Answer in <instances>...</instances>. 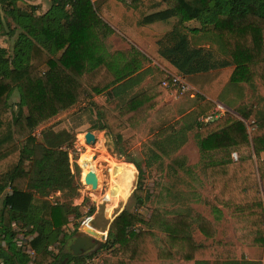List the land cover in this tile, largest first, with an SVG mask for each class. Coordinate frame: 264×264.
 I'll return each instance as SVG.
<instances>
[{"label":"trees","instance_id":"trees-1","mask_svg":"<svg viewBox=\"0 0 264 264\" xmlns=\"http://www.w3.org/2000/svg\"><path fill=\"white\" fill-rule=\"evenodd\" d=\"M36 1L0 0V39L8 44L0 46V190L10 191L0 209V264H83L82 257L65 251L76 230L71 234L62 230L69 217L72 221L83 217L79 206H72L79 189L77 174L69 164L73 138L66 131L52 130L37 138L35 130L95 96L117 100L109 108L92 102L91 107L98 108V129L106 131V147L113 148L109 138L114 139L115 155L123 156L138 173L130 196L134 210L125 208L114 218L102 245L103 251L119 259L115 264H169L174 255L185 262L213 256L210 247L191 238L192 225L204 236H214V224L199 214L175 212L167 217L154 209L149 219H144L138 212L151 199L144 187L146 175L152 171L175 175L183 167L179 160L165 163L163 158L176 152L186 130L195 131L200 140L204 176L213 200L203 202L217 214L221 213L217 205L225 209L238 243L263 253L264 112L252 107L236 111L225 87L220 100L241 120L227 110L219 118L201 123L214 104L199 98L191 114L193 123L187 116L178 130L171 125L162 128L161 140L151 142L144 162H137L126 151L122 133L145 120L163 102L167 89L158 83L127 98L125 92L141 76L142 62L151 63V59L135 48L108 52L105 41L113 31L100 18L105 13L103 7L94 8L91 0H52L51 8L39 16L34 14V6L26 4ZM116 1L132 11L139 26L171 23L170 30L156 41L154 59L174 75L231 68L226 89L264 86V0ZM15 92L18 100L11 103ZM170 108L163 105L152 118L162 119ZM251 118L247 127L245 122ZM56 192L57 199L50 200ZM94 210L90 208L86 216H92ZM13 222L36 234L28 243L33 258L16 245ZM240 253V260L221 264H262L247 261ZM103 264L113 262L105 258Z\"/></svg>","mask_w":264,"mask_h":264},{"label":"rangeland","instance_id":"rangeland-1","mask_svg":"<svg viewBox=\"0 0 264 264\" xmlns=\"http://www.w3.org/2000/svg\"><path fill=\"white\" fill-rule=\"evenodd\" d=\"M127 20H131L132 22L137 23L135 19H129L128 17L122 18L121 23L127 22ZM166 24L168 23L159 22L158 26L160 27L145 28L144 32H142L141 35L137 36V39H134L135 37H131L132 39L136 40V42H134L133 40H129L128 36L122 35V32L116 29L117 32L119 31V35H116L112 41L108 42V52L113 53L114 50L115 52H124L127 51L126 47H128L127 45H129L130 48L138 47L143 55L156 62V60L154 59V54L158 49L156 41L164 31L171 27V25ZM204 46L205 48L208 47L207 45ZM156 64L159 63L156 62L155 64H153V66H156ZM143 65L145 67L149 65V63L143 61L142 68ZM161 68L163 67L161 66ZM157 69L160 70L159 68ZM228 74L229 73H227L226 70H219L216 73H212V76L210 75L207 77L210 81L211 78H215L216 80L220 79V84H224L225 87L228 84ZM167 77L168 75L161 71L160 77L158 78L157 76L154 79L155 82L158 84L165 81ZM217 89L219 90V92L221 91L220 88ZM169 90L175 89L168 88L167 93L169 92ZM226 91V97L228 99L236 101L234 105L236 111H240L243 108L245 109L252 107L255 111L264 112V86L260 84H255L253 86H239L236 88V95L232 90H228L225 88L224 92ZM177 93L180 97H182L180 91H178ZM187 94L188 93H186V95ZM193 94H195V91L193 92ZM94 98L95 106L97 105L99 107V103L100 101L103 102V98L95 96L92 99ZM16 101L17 97L14 95L11 99V103H14ZM90 102L91 100L87 99L78 103L71 109L60 113L59 115H57V117L51 119L48 123L46 122L45 125L46 127L53 129L55 132L66 131L70 135V137L73 138L72 148L69 150V164L72 173L77 174L76 183L79 185V189L78 197L73 199L72 203L75 206L79 205L81 212L84 213V218L80 219L79 221H72V224L74 223L77 225L76 228L73 225L72 229L68 227L66 230L63 231L68 234H71L74 229L76 230V232L78 230L82 232V224L80 223L87 222V220L91 218L93 219V221L91 225L89 224L90 227L93 228L95 232L104 233V235H106L107 226L110 223L111 218L114 214H117L121 210V208H127L131 212L134 210V205L133 202L130 201V196L136 186L137 172L136 169L132 165L127 164L123 158H120L115 155V153H113L114 151L112 147H106L105 144L107 140H103L101 133L97 131V124L100 123L97 119L98 116H96L98 108H92ZM225 110L226 112L228 110L237 119L241 120L239 115L234 112L235 110L232 111L226 108ZM188 116H190L189 120H191L192 122L194 120V116ZM252 121L253 118L245 122L246 126L248 127V125ZM166 123L172 124L173 121L169 120V122ZM141 128L142 127L139 128V136L133 135L130 132H126L124 134V136L126 137V140L124 142V147L126 151L133 158L137 159H142V153L144 149L142 145L145 141H147L145 132ZM87 132H91L95 135V144L88 145L85 143L84 135ZM188 141L189 145L184 150H182L181 154L178 156L184 157L185 162L188 161L185 166L182 162V166L185 167V169H188V171H176L175 175L170 176L167 175L165 172H162L161 174L155 171L148 173L146 175V179L144 180V187L146 191L150 194L151 199L149 202L146 203L143 208L139 209L138 212L144 219H149L154 209L160 211L163 215L167 217L174 216L175 212L188 213L189 211H192L197 214L199 213L203 217L210 219H213L212 216H214L215 214L221 215L220 224L222 225L218 226L221 229L222 239L217 238L214 241L215 246H218L217 240H219V247H223L229 252H243V246H240V244L237 243L235 232L234 234L232 233V220L231 218H227L228 213L221 212L220 214H217L214 211H210V207L208 208V206L203 202L205 199L209 201L213 200L212 197L208 194L209 185L204 176V161L202 158L200 140L196 138L195 131L190 134ZM109 145L111 146V143H109ZM108 149L109 152H112L114 155H111L108 152ZM92 154L97 156L96 170L99 172L101 177V181L96 192L91 191L87 186H85L82 180L81 167L85 165L86 160L89 159ZM262 155L263 156H261V159L264 160V153H262ZM231 157L234 161H236L233 154L231 155ZM75 166H77L78 168V173L75 170ZM118 167V175L125 179V190L123 194H120L118 197L115 198V202L111 203L110 200L112 199V191L114 189V186L116 184L115 181L117 179V177L113 178V174L115 172L114 170ZM118 182L119 181H117V183ZM92 207L95 208L94 215L91 217H86L87 212ZM113 207H115L113 210L108 209L112 215H108L106 209ZM192 232L195 236L196 241L204 242V239L198 235L196 227H193ZM17 234L19 238L20 236H22L23 238L28 236V233L26 232H19ZM74 236L75 235H71V238L68 240V244L65 248V251L68 253H71V250H69L68 248L73 243V240L75 238ZM103 243L104 241H100V245H102ZM96 250H99L96 255L98 258H101L105 254V252L102 250V247H99ZM259 255V250H257V252H254V257H259Z\"/></svg>","mask_w":264,"mask_h":264},{"label":"crops","instance_id":"crops-1","mask_svg":"<svg viewBox=\"0 0 264 264\" xmlns=\"http://www.w3.org/2000/svg\"><path fill=\"white\" fill-rule=\"evenodd\" d=\"M51 1L52 0H37L36 2H32V3L31 2H26V4L34 6L35 7L34 14L39 16V15H43L44 13H46L51 8ZM91 3L94 6V8L103 7L105 13H103V15L101 14L100 18L113 31V34H111L107 38V40L105 41L107 49H108V45H107L108 42L112 41L115 38L116 35H119V33H118L119 31L117 32L116 29L121 31L120 28L122 27L123 30H125L124 31L125 33L121 31L122 35L128 36L129 40H133L134 42H136V40H134V39H137L138 38L137 36L141 35L142 32H144L145 28H147V27H156V28L160 27V26H158V23H155V24H152V25H147V26H139L137 24L138 23L137 19H136L137 23L136 22L134 23L131 20H127V22L121 23L122 18H124V17H128L129 19H132V18L135 19V18H134V15H133L131 10L127 9L123 5V3L118 2L116 0H91ZM19 4H21V3H19ZM105 4H106V6H104ZM189 24H191V23H189ZM166 25H171V24L168 23ZM170 28L167 29L166 31H164L162 34H165L166 32H168L170 30ZM131 37H133V38L135 37V38L132 39ZM0 46L6 47V46H8V44L3 39H0ZM127 46L128 47H126V50L130 49L129 45H127ZM132 48H135L140 53H142L139 50L138 47H132ZM108 51H109V49H108ZM114 52H115V50H114ZM154 62H155L154 60L153 61L151 60V64L149 63V65H147L145 67L143 65V68L141 70V73H142L141 76H139V79H138V81H137V83L135 85L131 86L130 88H128L126 90L125 98H127L129 95L130 96H134L136 94H140V93H142V92H144L146 90H149V89L153 88L157 84L155 82L154 78H156L157 76L159 78L161 71H163L167 75L168 74L174 75L171 71H169V70L166 71L165 68H161V66L159 64H156V66H153V64L156 63V62L155 63ZM157 68H159L160 70H158ZM221 70H226V72L229 73L228 74V78H229L231 68H225V69H221ZM218 71L219 70H214V71H210V72L204 73V74H198V75H193V76L181 77L188 83V85L192 89L190 92H188L187 95H186V93H184L185 95L182 94V97H180L179 94L177 93L178 92L177 90H169V92L166 94L165 98L163 99V102L154 111L149 112V114H148V116L146 117L145 120L141 121L140 123H138V124H136L134 126L128 127L122 133V142L124 143L125 140H126V137L124 136V134L126 132H130L133 135H138L139 136L140 135V130H139L140 127H142L141 129H143L144 132H145L147 141H145L144 144L142 145L143 148H144L143 149V153H142V159L134 158L135 161L140 162V163L144 162V153L146 151V148L150 146L151 142H154L156 140H158V141L161 140V136H163V135H161L163 133V132L161 133L162 128H165V127L171 125L174 129H177V130L180 129V126L183 124V122H182L183 119L186 118V116L191 115L193 113L194 108L198 104L197 100L199 98H202L204 100H207V101L211 102L212 104H214V106H215V103L221 104L224 108L228 109L226 107V104L224 102H222V100H220V97H221L220 95L222 94V91L224 90L225 87L226 88L229 87V84H227L224 87V84H220V81H221L220 79L216 80L215 78L214 79L211 78V81H210V80H208V77H207V76H210L212 73H216ZM210 82H212V83H210ZM201 85H203V86H201ZM217 88H220L221 91L219 92V90ZM228 90H232L234 92V94L236 95V86L233 87V89H228ZM194 91H195V94H193ZM14 95L16 97L18 96L16 92L13 94V96ZM99 97L103 98V102L100 101L99 107H103L104 106L105 108H109L110 106L114 105L115 102L117 103L116 99L115 100H112L110 98L108 99V97H105V96H99ZM96 98H98V97H96ZM17 100H18V97H17ZM90 100H91V102L94 103L95 98L94 99H90ZM233 101H234V103L236 102L235 100H233ZM91 102H90V104H91ZM166 104L170 105V107H171L170 108V112L166 116H164L162 119L154 120L152 118L153 113L157 109H159L160 107H162L163 105H166ZM55 117H57V116H55ZM169 120H172L173 123L172 124L166 123V122H169ZM45 124H43V125L39 126L38 128H36L35 136L37 138L40 137V134H42L43 132H45L47 130L54 131L53 129L46 127ZM163 124H165V125H163ZM97 126H99V124H97ZM169 129L170 128L167 129V133H169V131H170ZM97 131L99 133H101L103 140L105 139V141H106V136H105L106 131L105 130H99L98 127H97ZM192 132H193L192 130H186L185 131L184 142L179 146V148L176 150V152H174L169 159L163 158V162L169 163L171 160H174V161H178L179 160V161L184 163V166H185L186 163H188V161L185 162V158L184 157H178V156L181 154V151L184 150L189 145V141L188 140H189L190 134ZM109 143L112 144L113 148L115 149V154H117L118 153L117 149H116L117 146L113 145V144L116 145L115 140L112 139V138H109ZM261 156H263V155L261 154ZM119 157L123 158V156H119ZM127 164H130V163H127ZM130 165H132V164H130ZM2 168L3 167L0 166V180H1V173H3L2 172ZM177 171L178 172H182V171L183 172H187L188 169H185V167H182V168H179ZM136 172H137V170H136ZM136 175L138 176V173ZM1 184L2 183L0 182V185ZM9 193H10V191H9L8 188H5L4 190H0V209L2 207L3 198L6 195H8ZM54 196H59V192L52 193L50 195L49 199L52 200V199L56 198ZM72 206H75V205H73V203H72ZM76 206H79V205H76ZM216 208L222 213L223 212L227 213L226 210L223 209L221 206L217 205ZM124 209L125 208H121V210L117 214H114L112 216L111 221H110V223L107 226L106 235H104V233H97L96 232L100 236V238H97L99 241H104V243H105V241L107 240V236H108V232H109V226H110L111 222ZM106 210H107L106 212H107L108 215H112L109 212L108 208ZM210 211H213V210L210 208ZM80 212H81V210H80ZM94 212H95V210H94ZM83 214L84 213H82V215ZM93 215H94V213L92 214V216ZM200 216L203 217L202 215H200ZM214 216H212L213 219L203 217L207 221H209L210 223L214 224V228H215L214 230L215 231H214V236H212V238H208V237L204 236L198 230L196 225H192V227L190 228V234H191V238L193 239V241L196 244H198V245H201V246H204V247H210L213 250V252H212L213 256L206 254V256L204 255L203 257L194 258L193 261L189 260L190 262H185L183 260H179L178 257L174 255L172 257V259L170 260L169 264H194L195 261H200L199 264H221V263H223L225 261H229V260H240L241 253L239 251L225 253L224 250H226V249H224L223 247L215 246L214 241L217 238L222 239L221 238L222 237L221 229L218 226V225H222V224H220L221 215H216L215 214ZM83 218L84 217H82L81 219H83ZM227 218L230 219L228 214H227ZM72 220H73V218L69 217V223L66 226L62 227V230H66L68 227H70L72 229L73 225H75L74 223L72 224ZM77 221H79V220H77ZM92 221H93V219L89 218V220H87V222H83V223H80V224H82V227L83 226H88L92 231L95 232V230L90 227V225L92 224ZM193 227H196V229L198 231V235L201 238L204 239V242L196 241L195 236H194V234L192 232ZM11 228H12V231H14L16 233L15 234V239H14L15 242H16V245L17 246L18 245H22V247H21L22 252H24L25 254H29L30 251L33 252L30 249L28 243L36 236V234L35 233H31L30 232V228L22 227L21 223L13 222L11 224ZM22 229H24V230H22ZM81 230H82V228H81ZM231 230H232V233L234 234V230H233L232 227H231ZM19 232H26V233H28V236H26L25 238L20 236V238H19V236L17 234ZM155 233L158 235V237L161 236L158 232H155ZM82 235H86V234L83 232V230H82V232H80L78 230L75 233L74 240L78 236L82 237ZM74 240H73V242H74ZM218 241L219 240H217V243H219ZM237 243H238V241H237ZM23 245H24V247H23ZM102 245H99V247H102ZM240 246H242V245H240ZM68 249L70 250V248H68ZM51 250L53 251L54 254L58 253L57 248L56 249L52 248ZM98 251L96 250V251H93V252H91L89 254H86L84 256H78V257H82L84 259L83 264H94L95 262H96L95 264H103V260L105 258L111 259L113 264H115L116 261L119 260L117 257H112L110 252H108V251H104L105 254L101 258H98L96 256ZM227 252H228V250H227ZM254 252H257V249L248 248V247L243 246V255H244L245 260L252 261V262L256 261V262H260V263L264 264V251H263V253H261L259 251V253H260L259 257H254ZM71 253H72V251H71ZM34 256H35V253L33 252V255H30V257L33 258ZM63 261L66 262V260H63ZM70 264H73V263H70Z\"/></svg>","mask_w":264,"mask_h":264},{"label":"water","instance_id":"water-1","mask_svg":"<svg viewBox=\"0 0 264 264\" xmlns=\"http://www.w3.org/2000/svg\"><path fill=\"white\" fill-rule=\"evenodd\" d=\"M84 140L88 145H93L96 142L95 136L90 132H87L84 135ZM82 180L83 184L91 191L96 192L98 190L99 178L98 174L93 170L86 171L83 174ZM82 230L86 235H82L79 239L74 240L69 247L74 256H84L95 251V244H98L99 248L100 241L97 238H100V236L96 232L92 231L88 226H83Z\"/></svg>","mask_w":264,"mask_h":264},{"label":"built area","instance_id":"built-area-1","mask_svg":"<svg viewBox=\"0 0 264 264\" xmlns=\"http://www.w3.org/2000/svg\"><path fill=\"white\" fill-rule=\"evenodd\" d=\"M168 77H169V80H165L161 83L164 88L166 89L171 88V89L178 90L180 91L181 94L188 93L192 90L190 86L188 85V83L180 76L168 74ZM225 112L226 110L221 104L215 103L214 109L211 111V113L206 117H202L200 119V122L207 123L209 121L219 118ZM233 156L236 160V155L233 154ZM18 247H22V245H18ZM29 255H33V252L30 251Z\"/></svg>","mask_w":264,"mask_h":264},{"label":"bare ground","instance_id":"bare-ground-1","mask_svg":"<svg viewBox=\"0 0 264 264\" xmlns=\"http://www.w3.org/2000/svg\"><path fill=\"white\" fill-rule=\"evenodd\" d=\"M96 158L97 156L96 155H91L89 159L86 160L85 162V165L83 167H81L82 169V177H83V174L86 172V171H89V170H93L95 173L98 174V178H99V183L101 181V177H100V174L99 172L96 170ZM117 170H119V167L116 168L114 171V174H113V178L114 177H117L116 179V184L114 186V189L112 191V199L110 200V202H115V198L118 197L120 194H123L124 190H125V179L121 176L118 175V172ZM115 175V176H114ZM117 181H119L117 183ZM115 206V205H114ZM115 207L113 208H108L110 210H113Z\"/></svg>","mask_w":264,"mask_h":264},{"label":"flooded vegetation","instance_id":"flooded-vegetation-1","mask_svg":"<svg viewBox=\"0 0 264 264\" xmlns=\"http://www.w3.org/2000/svg\"><path fill=\"white\" fill-rule=\"evenodd\" d=\"M80 237L78 236L76 239H79ZM75 239V240H76ZM100 245V244H99ZM95 248L97 249L98 248V244H95Z\"/></svg>","mask_w":264,"mask_h":264}]
</instances>
